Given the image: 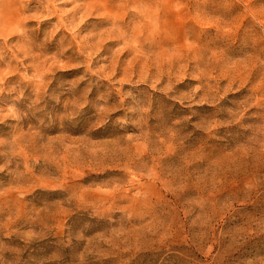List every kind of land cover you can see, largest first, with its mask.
I'll return each mask as SVG.
<instances>
[{
	"label": "rangeland",
	"instance_id": "374dc122",
	"mask_svg": "<svg viewBox=\"0 0 264 264\" xmlns=\"http://www.w3.org/2000/svg\"><path fill=\"white\" fill-rule=\"evenodd\" d=\"M0 264H264V0H0Z\"/></svg>",
	"mask_w": 264,
	"mask_h": 264
}]
</instances>
